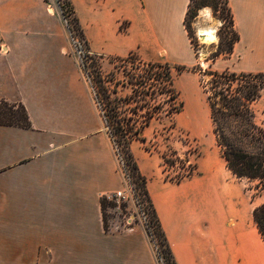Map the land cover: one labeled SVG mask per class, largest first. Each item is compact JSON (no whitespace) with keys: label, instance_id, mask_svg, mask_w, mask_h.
<instances>
[{"label":"crops","instance_id":"1","mask_svg":"<svg viewBox=\"0 0 264 264\" xmlns=\"http://www.w3.org/2000/svg\"><path fill=\"white\" fill-rule=\"evenodd\" d=\"M190 2L75 0L92 55L135 53L192 69L199 57L185 28ZM36 5L0 0V101L23 105L30 122L29 128L0 124V264H157L143 234L104 231L100 200L122 187L113 143L58 67L45 66L46 47L24 43L30 35L24 22ZM228 5L239 39L231 53L207 64L218 72L264 73V0ZM208 16L205 8L199 19ZM51 57V64L59 58ZM253 109L264 127V91ZM139 141L131 151L177 264H264L253 209L237 201L232 186H222L233 174L225 160L202 156L193 177L168 182L144 164L151 160Z\"/></svg>","mask_w":264,"mask_h":264},{"label":"rangeland","instance_id":"2","mask_svg":"<svg viewBox=\"0 0 264 264\" xmlns=\"http://www.w3.org/2000/svg\"><path fill=\"white\" fill-rule=\"evenodd\" d=\"M70 1L79 20L81 32L75 29L77 27L73 23V16L67 15L68 11L65 5L67 0H37V5L30 10V18L24 22V29H28L30 34L28 37H24L27 38L24 43L44 45L46 47V51L41 53L44 54L42 59L46 61L45 66L48 70L53 69V66L58 67L56 70L59 71L63 83H71L73 88L70 90L77 92L78 104L87 109L90 119L96 125L99 121V116L102 121L103 118L95 101L94 92L84 65L91 66L92 61L89 57H92L94 62L96 61L98 64L103 76L108 81L112 80V82L107 83L111 88L116 85L117 81L123 80L124 65L120 62L112 61L111 58L106 56L101 58L91 54L88 55L89 47L82 20L84 18L83 13L79 11L75 0ZM201 2L203 0H196L192 4L189 24L191 25L193 46L199 57V63L193 69H201L202 73H204L212 70L207 63L215 58L217 52H221V56L224 57L223 55L225 54L223 53L229 49V43L233 39L232 31L234 30L231 27L228 15L229 6L225 3V0H219L218 12H214L210 7H205L211 9V16H208L209 20L207 21L199 19L205 9H198ZM63 13H66L67 18H65ZM194 15L196 16L193 17ZM221 16L224 19L219 18ZM213 26H215L216 30V42L207 43L199 36V29ZM32 54L30 53V55ZM54 54L59 58L56 59V63L51 64L48 60ZM90 69L88 67L89 71ZM127 70L139 74L136 63L127 64ZM173 72L175 74L174 86L180 93V101L184 103L183 110L171 118L162 116L161 119H154L144 131L146 141L137 143L145 157L151 160V162L145 161L144 164L148 167L152 165L153 170L163 180H165V176L176 177L179 174L185 175L183 179L193 177L197 173L198 161L202 156H215L223 164L225 163L213 132L210 108L206 100L207 94L203 88V85L207 84L210 77L199 73L193 74L191 71L177 74L176 69H173ZM63 89L65 90V85ZM130 92V88L120 87V96L128 95ZM159 101L162 103L161 98H159ZM162 106L164 109L169 108L165 103H162ZM128 107H133V105H123L122 110H126ZM112 148L116 171L122 178V187L116 192L102 196V198L107 199L106 206L104 209L101 208L103 228L105 224L107 227V229L104 228V231L113 235L123 234L128 231L143 234L151 247L156 263L168 264L164 258L156 228L151 220L148 204L139 195L136 183L132 178L136 191L134 192L131 189L129 177L125 173V164L122 163L113 144ZM165 159L173 160L174 165L169 166ZM225 180L222 186H232L237 190L238 202L243 201L253 210L264 203V193L257 195L254 182L239 179L230 172H228V177Z\"/></svg>","mask_w":264,"mask_h":264},{"label":"trees","instance_id":"3","mask_svg":"<svg viewBox=\"0 0 264 264\" xmlns=\"http://www.w3.org/2000/svg\"><path fill=\"white\" fill-rule=\"evenodd\" d=\"M195 1L191 0L185 18V28L193 45L189 17L192 4ZM225 3L228 5V0H225ZM219 4V0H203L198 9L210 7L214 12H218ZM65 5L68 11L67 15L73 16V23L77 27L75 29L81 32L72 2L67 0ZM228 10L231 27L234 30L233 15L229 7ZM63 14L67 18L66 13ZM219 18L224 19L222 16ZM232 32L233 39L229 43V49L223 54L231 53L234 44L239 39L236 31ZM90 54L88 52V55ZM221 55V52H217L212 60ZM89 59L92 61L91 66L84 65V67L94 92L95 101L100 109L104 127L117 153L128 166L139 195L148 204L164 258L168 264H177L147 190V180L141 174L131 151V143L135 140L146 141L143 133L154 119H161L162 116L171 118L183 110L184 103L180 101V93L174 86L173 69H176L177 74L192 71L208 75L210 80L206 85H203V88L207 94L206 100L210 108L213 132L221 155L234 176L254 182L257 195L264 193V127L256 123L253 109V104L259 100L264 91V73L236 74L214 70L202 73L201 69L197 68L196 70V68L193 69L194 67L188 69L185 66H172L169 63L146 62L137 54L132 53L125 58H111L112 61L124 65L123 80L117 81L116 85L111 88L107 83L112 80L108 81L103 76L92 57ZM129 63L137 64L139 74L127 70ZM88 67L91 68L90 71ZM200 80L202 81V79ZM120 87L130 88L131 92L128 95L120 96ZM159 98L162 103L169 106L168 109H164L162 103L158 102ZM123 105H133V107L122 110ZM0 124L29 128L30 122L25 107L0 101ZM165 162L169 166L174 165L173 160L165 159ZM184 177V174H179L176 177L165 176V180L180 182ZM106 200V198L101 199L102 209L106 206ZM253 221L264 241V203L253 210ZM104 228L107 229L106 224Z\"/></svg>","mask_w":264,"mask_h":264},{"label":"bare ground","instance_id":"4","mask_svg":"<svg viewBox=\"0 0 264 264\" xmlns=\"http://www.w3.org/2000/svg\"><path fill=\"white\" fill-rule=\"evenodd\" d=\"M216 30L213 27H206V28H200L199 29V36L202 40H204L207 43H213L216 42Z\"/></svg>","mask_w":264,"mask_h":264},{"label":"built area","instance_id":"5","mask_svg":"<svg viewBox=\"0 0 264 264\" xmlns=\"http://www.w3.org/2000/svg\"><path fill=\"white\" fill-rule=\"evenodd\" d=\"M118 155H119V153H118ZM120 156V155H119ZM120 158H121V161H122V163L123 164H125V161L123 160V158L120 156ZM125 173L128 175V177H129V185H130V187H131V189H133L134 190V192L136 191V189H135V187H134V184H133V181H132V177H131V174H130V170H129V168H128V166L125 164ZM118 195H120V194H118Z\"/></svg>","mask_w":264,"mask_h":264}]
</instances>
